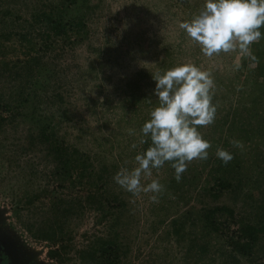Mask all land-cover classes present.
<instances>
[{"label":"rangeland","instance_id":"1","mask_svg":"<svg viewBox=\"0 0 264 264\" xmlns=\"http://www.w3.org/2000/svg\"><path fill=\"white\" fill-rule=\"evenodd\" d=\"M203 3L0 0V233L21 259L97 264L92 249L99 256L101 239L114 237L119 264H229L224 239L207 233L200 213L233 208L234 217L216 216L234 231L264 203V62L254 42L248 55L205 56L179 27ZM59 9L84 22L66 39L39 23V12ZM184 63L213 80L214 121L197 126L208 158L188 162L179 181L171 162L142 175V186L157 180L159 193L127 192L113 177L151 144L140 129L159 103L152 74ZM218 148L233 159L224 164ZM241 264H264V240Z\"/></svg>","mask_w":264,"mask_h":264},{"label":"clouds","instance_id":"2","mask_svg":"<svg viewBox=\"0 0 264 264\" xmlns=\"http://www.w3.org/2000/svg\"><path fill=\"white\" fill-rule=\"evenodd\" d=\"M179 27L207 57L237 49L248 55L249 46L262 38L264 0H204L202 10ZM152 78L153 94L159 103L140 129L151 144L135 155L136 167L122 168L113 177L121 188L133 194L141 190L159 193L161 185L157 180L142 186L141 177L151 176L153 169L166 162H171L179 181L187 163L193 159L206 160L211 146L197 128L211 124L215 117L216 108L211 103L213 80L209 73L192 63H184L152 74ZM233 143L241 146L238 141ZM216 156L224 164L233 159L232 153L223 148L216 150Z\"/></svg>","mask_w":264,"mask_h":264},{"label":"trees","instance_id":"3","mask_svg":"<svg viewBox=\"0 0 264 264\" xmlns=\"http://www.w3.org/2000/svg\"><path fill=\"white\" fill-rule=\"evenodd\" d=\"M67 8V6H64ZM53 8V7H51ZM60 14L54 15L55 11L49 12H39V23L45 24L46 33L51 36V32L54 33L60 39H66L69 37V31L72 28L80 29L83 28L84 22L79 19L75 20L72 17H66L61 15V10H58ZM262 32V40L253 43L254 53L253 56L257 57V61L264 62V27L260 29ZM47 35V37L49 36ZM257 68L264 70V66L260 64ZM54 132H51V135ZM50 133L43 132V136L47 137ZM69 161H64V165L68 167ZM66 173V170H65ZM217 183L222 186L223 189L228 190L231 188V184L228 180H224L223 178L217 180ZM213 189L205 190L209 195H214L217 193H213ZM217 196V195H216ZM262 210L263 212H261ZM223 212H227L229 216L234 217L235 211L229 206H208L205 207L200 213V219L203 222L204 229L208 232H215L218 236L224 239L222 241L225 244L224 251L229 254L231 261L229 264H241L242 259H250L254 254L256 246L264 240V203L259 206L257 214L255 216L254 221H248V223H243L237 225L236 230L231 231L232 222H228V219L220 221L216 213H220L222 215ZM176 222V221H174ZM206 233V234H207ZM48 235V234H47ZM47 235H45L47 237ZM53 238L51 235L48 236ZM101 250L99 252V256H97L96 249L93 248L90 253V258L97 264H119L121 261V252L120 246L117 238L109 237L107 239H101ZM59 253L58 250H51L50 255L52 257H56ZM62 261V260H61Z\"/></svg>","mask_w":264,"mask_h":264},{"label":"flooded vegetation","instance_id":"4","mask_svg":"<svg viewBox=\"0 0 264 264\" xmlns=\"http://www.w3.org/2000/svg\"><path fill=\"white\" fill-rule=\"evenodd\" d=\"M15 253L8 240L0 233V264H30Z\"/></svg>","mask_w":264,"mask_h":264}]
</instances>
